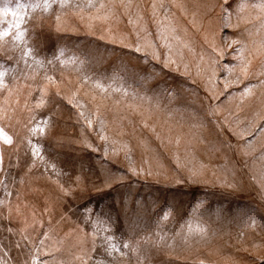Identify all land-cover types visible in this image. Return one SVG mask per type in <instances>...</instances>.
Listing matches in <instances>:
<instances>
[{"label":"rangeland","instance_id":"obj_1","mask_svg":"<svg viewBox=\"0 0 264 264\" xmlns=\"http://www.w3.org/2000/svg\"><path fill=\"white\" fill-rule=\"evenodd\" d=\"M5 30L0 264H264V0H0Z\"/></svg>","mask_w":264,"mask_h":264},{"label":"snow or ice","instance_id":"obj_2","mask_svg":"<svg viewBox=\"0 0 264 264\" xmlns=\"http://www.w3.org/2000/svg\"><path fill=\"white\" fill-rule=\"evenodd\" d=\"M5 15H7V12H5ZM15 16V13L12 14ZM12 27H14L17 31L15 33V39L20 40L24 36V32L21 30V22H14ZM11 34L10 30H5L3 32H0V39L3 37H7ZM0 136H3L4 142L10 144L12 142L11 138L8 137L3 133V130L0 129Z\"/></svg>","mask_w":264,"mask_h":264}]
</instances>
